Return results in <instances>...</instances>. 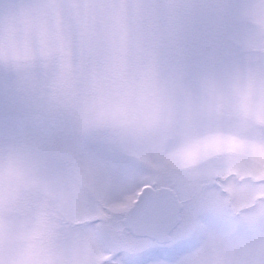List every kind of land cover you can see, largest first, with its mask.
<instances>
[{"label": "rangeland", "instance_id": "rangeland-1", "mask_svg": "<svg viewBox=\"0 0 264 264\" xmlns=\"http://www.w3.org/2000/svg\"><path fill=\"white\" fill-rule=\"evenodd\" d=\"M117 177L239 215L121 239ZM262 209L264 0H0V264H264Z\"/></svg>", "mask_w": 264, "mask_h": 264}, {"label": "snow or ice", "instance_id": "snow-or-ice-1", "mask_svg": "<svg viewBox=\"0 0 264 264\" xmlns=\"http://www.w3.org/2000/svg\"><path fill=\"white\" fill-rule=\"evenodd\" d=\"M124 179L117 177L113 183L101 188L103 197L108 200L105 204L106 219L115 229V236L121 239L140 237L151 243L182 235L194 230L199 221H207L203 209L208 206L225 214L239 215V209L228 198L206 200L198 194L179 190L173 196H166L148 183L139 187L129 185L118 199L113 200L112 193L120 191L119 186ZM161 246L152 243L153 249ZM189 264H196V261L193 259Z\"/></svg>", "mask_w": 264, "mask_h": 264}, {"label": "water", "instance_id": "water-1", "mask_svg": "<svg viewBox=\"0 0 264 264\" xmlns=\"http://www.w3.org/2000/svg\"><path fill=\"white\" fill-rule=\"evenodd\" d=\"M148 191H151V190L149 189ZM160 193L162 195H166V196H173V195H175L174 191L171 188H169V187H163V188H161L160 189ZM167 240H169V239H160L158 241L165 242Z\"/></svg>", "mask_w": 264, "mask_h": 264}, {"label": "flooded vegetation", "instance_id": "flooded-vegetation-1", "mask_svg": "<svg viewBox=\"0 0 264 264\" xmlns=\"http://www.w3.org/2000/svg\"><path fill=\"white\" fill-rule=\"evenodd\" d=\"M218 185H220V184H218Z\"/></svg>", "mask_w": 264, "mask_h": 264}]
</instances>
